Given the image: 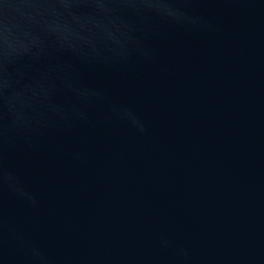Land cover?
Masks as SVG:
<instances>
[{"label": "water", "instance_id": "water-1", "mask_svg": "<svg viewBox=\"0 0 264 264\" xmlns=\"http://www.w3.org/2000/svg\"><path fill=\"white\" fill-rule=\"evenodd\" d=\"M0 264H264V0H0Z\"/></svg>", "mask_w": 264, "mask_h": 264}]
</instances>
